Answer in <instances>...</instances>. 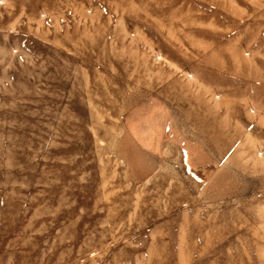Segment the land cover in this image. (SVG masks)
Returning <instances> with one entry per match:
<instances>
[{"label":"rangeland","instance_id":"obj_1","mask_svg":"<svg viewBox=\"0 0 264 264\" xmlns=\"http://www.w3.org/2000/svg\"><path fill=\"white\" fill-rule=\"evenodd\" d=\"M0 264H264V0H0Z\"/></svg>","mask_w":264,"mask_h":264}]
</instances>
